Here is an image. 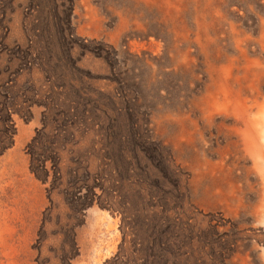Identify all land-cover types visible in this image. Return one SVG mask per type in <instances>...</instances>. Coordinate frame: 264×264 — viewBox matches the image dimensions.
Segmentation results:
<instances>
[{
    "label": "rangeland",
    "instance_id": "374dc122",
    "mask_svg": "<svg viewBox=\"0 0 264 264\" xmlns=\"http://www.w3.org/2000/svg\"><path fill=\"white\" fill-rule=\"evenodd\" d=\"M41 127L0 264H264V0H0V150Z\"/></svg>",
    "mask_w": 264,
    "mask_h": 264
},
{
    "label": "crops",
    "instance_id": "0c3cea01",
    "mask_svg": "<svg viewBox=\"0 0 264 264\" xmlns=\"http://www.w3.org/2000/svg\"><path fill=\"white\" fill-rule=\"evenodd\" d=\"M31 173L29 157L22 149L21 142L15 140L10 146L0 152V201L3 202V195L6 193L10 197L18 196L22 198L28 191H21L22 189L28 186L29 188L38 187L37 178ZM27 220L29 221L26 224L28 231L33 226V223L31 222V216ZM13 226L8 221H4V224L0 225V259H7L9 253L13 252L8 246L12 243L13 233L11 231Z\"/></svg>",
    "mask_w": 264,
    "mask_h": 264
},
{
    "label": "trees",
    "instance_id": "16d2710c",
    "mask_svg": "<svg viewBox=\"0 0 264 264\" xmlns=\"http://www.w3.org/2000/svg\"><path fill=\"white\" fill-rule=\"evenodd\" d=\"M42 130H43V127H41L39 130H36V133L35 135L31 138V141L26 145L29 148H32L31 147V142H34L36 141V139L39 137L40 133H42ZM6 148V147H5ZM4 148H2L0 150V152L3 150ZM28 155H29V169L30 171L32 172V174L36 177H38L39 175L37 174V170H39L40 172H42L43 176L42 178L45 179V176H46V168H45V157L43 155H39V154H33L31 152V150L29 149L28 151ZM35 163V165H34ZM57 165H58V161H54L52 164H51V169H52V173L55 175L57 173ZM58 174V173H57ZM45 175V176H44ZM119 257V254H118V251L117 253L114 255V257L112 258V260H117Z\"/></svg>",
    "mask_w": 264,
    "mask_h": 264
}]
</instances>
